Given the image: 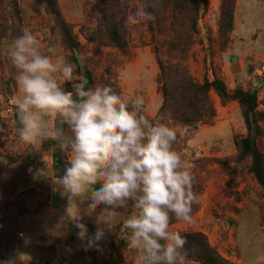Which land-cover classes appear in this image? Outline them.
Instances as JSON below:
<instances>
[{"label": "rangeland", "instance_id": "obj_1", "mask_svg": "<svg viewBox=\"0 0 264 264\" xmlns=\"http://www.w3.org/2000/svg\"><path fill=\"white\" fill-rule=\"evenodd\" d=\"M55 2L79 49L64 43L57 19L45 4L0 0V264H29V256L42 257L43 264H144L140 254L128 248L130 233L123 227L133 211L131 201L126 208L105 210L110 228L100 225L106 234L97 246L89 247L85 235L94 236L103 205L84 214L83 239L74 225L58 227L66 199L53 192L50 181H34L28 171L45 166L44 160L53 168L54 153L48 149L54 141L24 145L18 140L20 94L9 58L12 42L29 28L53 62L72 63L78 75L86 76L87 67L94 69L96 77L89 87L107 82L129 105L143 97L149 119L159 118L165 101L160 62L168 69L173 64L187 67L198 83L218 78L230 92L238 88L256 91L257 113L264 115V0H205L195 29L185 20L191 18L189 6L182 7L184 16L178 20L167 7L166 27L157 13L168 1L147 0L154 5L148 11L156 20L125 22V52L110 45L101 33L97 40H89L97 36L100 14L93 10L100 0ZM121 2L127 7V20L138 0ZM226 2H235L233 21L224 14ZM169 42L174 43V50ZM98 51L101 54L96 56ZM89 61L99 63L89 66ZM210 98L216 110L212 124L165 121L176 132L174 149L189 162L193 191L200 197L192 206V222L173 216L170 230L182 236L202 233L228 264H264V188L252 172L251 159L240 157V143L248 135L243 108L236 101L224 104L214 90ZM258 124L262 134L257 144L264 155V117ZM31 235L43 237L46 243L32 242ZM185 256L188 264H201Z\"/></svg>", "mask_w": 264, "mask_h": 264}, {"label": "clouds", "instance_id": "obj_2", "mask_svg": "<svg viewBox=\"0 0 264 264\" xmlns=\"http://www.w3.org/2000/svg\"><path fill=\"white\" fill-rule=\"evenodd\" d=\"M150 7L138 0L126 23L155 22ZM9 58L20 94L19 142L54 141L48 151L67 156L60 175L45 160V166L28 169L34 181H50L53 192L66 199L58 227L74 225L83 239L84 214L103 205L96 232L88 238L89 247L97 246L106 234L100 225L110 228L105 210L126 208L131 201L133 211L123 222L130 233L128 248L144 264H188L187 240L170 230V222L174 216L191 223L192 206L200 197L193 191L189 162L174 149L177 135L165 122L170 114L149 119L143 97L129 105L109 85L89 87L75 65L55 63L44 54L29 28L13 40Z\"/></svg>", "mask_w": 264, "mask_h": 264}, {"label": "trees", "instance_id": "obj_3", "mask_svg": "<svg viewBox=\"0 0 264 264\" xmlns=\"http://www.w3.org/2000/svg\"><path fill=\"white\" fill-rule=\"evenodd\" d=\"M37 4H45L47 9L56 17L63 41L70 48H80L79 44L73 37L71 27L60 18L57 11L55 0H33ZM168 4L158 14L160 24L167 25L168 10L171 7L174 18L178 20L183 14L182 7L189 6L191 12L190 19H184L192 22V28L195 29L196 22L199 18V9L205 0H167ZM224 14L227 13L230 21L234 19L235 2H226ZM99 11V25L97 36H90L89 40H97L101 33L110 45L115 46L121 52L126 51L127 40L125 37V22L127 15V7L121 0H100L99 6L96 4L93 12ZM91 13V11H90ZM184 16V14L182 15ZM232 23V22H231ZM174 29V27H171ZM186 44L189 46V38L186 36ZM172 42V41H171ZM169 42V46L170 43ZM171 50H174V43H171ZM99 52V51H98ZM97 54V53H96ZM99 52L96 56L100 55ZM101 60V59H100ZM98 61H89L88 65L93 66ZM163 73V94L164 104L159 112V117L170 114V118L174 121L195 126L200 123L212 124L216 117V110L213 107L210 91L214 90L221 98L224 104L236 101L243 108L245 122L248 128V135L240 143V157L251 159V169L259 183L264 188V155L261 152L257 138L262 134L259 126V118H263V114L257 113L259 105L258 95L256 91H245L241 88L230 92L223 80L214 78L213 80L205 79L203 83H198L191 76L187 67L180 64L171 65L170 69L160 62ZM85 74L88 77L89 84H94L96 72L92 68H86ZM104 76L101 77L103 80ZM106 85L109 83L106 82ZM67 164V156L59 151L54 152L53 169L57 174L63 173V169ZM195 212L192 209L191 215ZM187 240L185 245V253L188 258L201 264H228L219 253L210 246L206 237L202 233L187 234L184 236ZM88 235H85V243L88 245Z\"/></svg>", "mask_w": 264, "mask_h": 264}, {"label": "crops", "instance_id": "obj_4", "mask_svg": "<svg viewBox=\"0 0 264 264\" xmlns=\"http://www.w3.org/2000/svg\"><path fill=\"white\" fill-rule=\"evenodd\" d=\"M32 239V242H35V241H38V243H40V244H45L46 243V241L44 240V238L43 237H41V238H39L38 236H36V235H31V237H30V239L29 240H31ZM37 239V240H36ZM30 242V241H29ZM29 258L32 260V261H30L29 260V264L32 262V264H43V258L42 257H38V258H34V259H32V257H30L29 256Z\"/></svg>", "mask_w": 264, "mask_h": 264}, {"label": "built area", "instance_id": "obj_5", "mask_svg": "<svg viewBox=\"0 0 264 264\" xmlns=\"http://www.w3.org/2000/svg\"><path fill=\"white\" fill-rule=\"evenodd\" d=\"M24 235L23 234H21V237H23Z\"/></svg>", "mask_w": 264, "mask_h": 264}]
</instances>
